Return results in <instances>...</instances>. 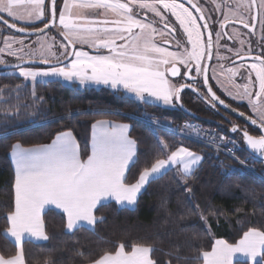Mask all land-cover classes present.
Here are the masks:
<instances>
[{
    "label": "snow or ice",
    "instance_id": "snow-or-ice-1",
    "mask_svg": "<svg viewBox=\"0 0 264 264\" xmlns=\"http://www.w3.org/2000/svg\"><path fill=\"white\" fill-rule=\"evenodd\" d=\"M187 3L191 9H195V14L185 6V0H63L58 24L67 44L62 43L61 47L66 49L67 56H74V59L62 66H58L61 64L58 61V65L46 69L17 65L19 76L33 82H37L38 78L40 82L62 78L69 82L78 81L81 85L122 88L144 103L162 102L169 105L173 100L180 102V93L186 87L199 92L194 85L177 86L167 78L169 75H181L177 65L182 64L187 69L183 75L188 79H195L190 75L193 71L196 76L203 74V86L207 88L206 102L213 107L218 103L227 109L230 105L220 99L209 85V65L202 63L205 58L211 59L213 54V32L208 22L211 17L205 15L206 9L196 0H187ZM55 5L56 0H52V20L44 24V29L57 23ZM21 6L25 8L24 12L19 11ZM223 7V19L217 21L221 30L229 24H240L253 32L258 18L264 25V0H259V4L257 0H224ZM134 8L137 10L134 11ZM216 8L219 11L221 5L217 3ZM84 9L102 10L100 16L105 18H90L84 14ZM241 9L248 11L251 23L249 16ZM139 10H145L143 18H140ZM45 11V0H0V13H5L13 20L30 23L42 19ZM148 12L159 18L162 29L154 27L156 21L148 20ZM109 13L114 17L111 20L107 19ZM165 14L174 17L186 37V42L176 40V50L157 44L155 39L157 35L170 37L165 40V44H171L176 39L177 29ZM4 23L18 32L26 30L17 28L6 19ZM44 29L37 31L43 32ZM222 35L227 33L215 32L218 60L227 59L219 53L220 47H227L220 44ZM239 36L240 33L233 29V37ZM3 41L4 47L0 48V53L28 62L24 61L23 56L17 55V51L23 52V47L19 50L12 47L13 43L23 45V41L11 35L4 36ZM77 43L88 44L97 54L76 50ZM240 43L243 45L244 41L240 40ZM68 48H72V51L67 52ZM51 49L52 45L42 40L31 56H35L38 51L40 63L48 64L44 52H51ZM100 49L106 50L107 54L101 53ZM228 51L233 49L229 48ZM235 54L242 60L245 56L252 60L247 65L251 70L248 82L243 85L235 83L237 69H224L221 64V69H224L221 74L226 76L236 91H230L223 84L221 87L232 99L248 101L258 117L251 119V123L264 133V55L253 56L251 49L245 54L235 50ZM3 63L5 61L0 59V64ZM252 73L255 80L251 78ZM32 95L35 97V91ZM194 131L199 136V130ZM231 131L237 132L238 129L233 126ZM128 133V125L96 121L92 125L91 151L86 159L81 158L79 145L71 131L58 133L50 144L30 148H24L19 143L12 146L10 156L14 166V206L6 214L7 228L4 235L14 241L16 251L11 256L0 254V264H26L24 241L49 239L43 219L47 210L54 208L63 214L64 227L68 232L81 228L94 229L98 220L95 215L98 206L102 207L113 200L122 207L135 205L138 193L151 180L166 174L171 168H177L184 178H188L202 160L201 156L179 146L164 158L156 159L150 167H144L135 182L129 183L126 173L136 163L137 147ZM243 138L250 152L264 159V135L253 136L243 130ZM158 147L162 154L169 151V145L163 140L159 141ZM187 191L191 192V189ZM201 219L205 220V217L201 215ZM154 251L155 247L150 244L134 242L129 246L120 242L115 251H104L91 264H158L152 255ZM79 254L84 255L82 252ZM238 258H244L243 262ZM196 260L199 264H234V260L237 264H264V230L249 228L236 244L216 239L210 250L199 251Z\"/></svg>",
    "mask_w": 264,
    "mask_h": 264
},
{
    "label": "trees",
    "instance_id": "trees-1",
    "mask_svg": "<svg viewBox=\"0 0 264 264\" xmlns=\"http://www.w3.org/2000/svg\"><path fill=\"white\" fill-rule=\"evenodd\" d=\"M62 3L63 0L57 2V15ZM48 4L49 0L45 20L33 30L42 29L48 23ZM75 49L78 46L75 45ZM6 73L0 70V91L6 95L16 90L17 85L23 86L16 102L20 103L25 115L4 119L0 124V254L11 256L16 251L4 235L6 214L14 206V173L9 160L12 146L19 143L30 148L50 144L58 133L71 131L81 158L86 159L90 128L101 120L130 127L129 137L136 142L137 156L127 173L129 183L135 182L144 167H150L156 159L164 158L179 146L201 156L202 162L188 178L168 171L149 182L133 210L120 209L111 203L98 207L95 210L98 220L92 230L81 228L67 233L64 216L46 211L43 219L49 239L45 244L23 243L26 264H91L104 251H115L120 242L129 246L134 242L153 245L156 251L152 255L158 264H199L196 260L199 251L210 250L216 239L236 244L249 228L264 230L263 181L225 155L143 120L148 117L171 125L197 121L235 143L240 158L241 133L231 131L239 122L225 114H217L194 93L186 92L176 103L177 107L169 110L139 104L121 92L107 89L80 90L58 82L37 83L32 88L23 79ZM32 90L36 94L34 99L30 96ZM160 140L169 145L168 153H161ZM251 166L264 178L261 164L254 162ZM189 188L191 192L187 191Z\"/></svg>",
    "mask_w": 264,
    "mask_h": 264
},
{
    "label": "flooded vegetation",
    "instance_id": "flooded-vegetation-1",
    "mask_svg": "<svg viewBox=\"0 0 264 264\" xmlns=\"http://www.w3.org/2000/svg\"><path fill=\"white\" fill-rule=\"evenodd\" d=\"M196 2L200 3L205 9V15L210 16L211 19L208 21L210 25V30L213 32V51H212V58L208 69V77H209V85L213 88V90L216 92L217 96L220 97V99H223L225 103L230 105L231 109H236V112L238 113H244L245 116H247L250 119H258L257 115L252 111L251 107L248 104L247 100H235L232 99L230 96H228L223 88L221 87V84L224 85V87L228 88L230 91L235 92L236 89L230 84L225 75H222L221 73L224 71V69H227L229 67L236 68L237 69V75L234 77V81L237 84L243 85L248 82L249 73L251 72L250 69L247 68V65L252 62L250 58L245 56V58L242 60L239 58L238 55L235 54V50H240L241 54L248 53V49L252 45V41L250 39L249 30L244 28L240 24H229L227 25L223 30L220 29L218 20L223 19V12H224V0H215V3L213 0H196ZM220 4L221 8L218 11L216 8V4ZM257 4H259V0H257ZM186 7H189L191 9V6L185 3ZM234 7V4L232 5ZM193 13L195 14V10L191 9ZM240 11L244 12L246 16H249V13L246 9H241ZM144 15L140 13V18H143ZM149 21L151 20L147 16ZM249 23H251L250 16H249ZM179 26V25H178ZM154 27L162 29L163 25L159 22H156L154 24ZM233 29L237 30L240 33L239 38L233 37ZM221 31L222 33L226 32L227 35H222V38L220 40V44L226 45L227 47H220L219 53L227 59L218 60L216 58L217 48L215 44V32ZM253 34L255 37V44L257 47H254L251 49V54L254 55H264V25L260 23V20L258 18L257 23L255 24ZM204 39L205 35H204ZM176 40L184 41L186 42V37L183 35V32L181 29L177 30L176 39L171 41V44H165L163 42L160 43L161 46L168 48L169 50H176ZM240 40L244 41V44L241 45ZM190 47V46H189ZM233 49V51H228V49ZM182 50V49H181ZM206 58L202 61V63H205ZM224 66V69H221L220 65ZM243 65V67H241ZM170 67V66H169ZM177 67L180 69L181 75L176 76L175 78H171L168 76L170 82L176 84L179 86L180 84H190L194 85L199 89V92L192 91V88L186 87L183 92L180 94V100L186 95V92H192L194 95H196L199 99H201L203 102H205L207 105H209L213 111H215L217 114H225L221 109L217 108L216 106L213 107L212 104L206 102V92L203 87V81H202V75L196 76L195 72L193 71L190 73L195 79H188L186 76L183 75L184 72L187 71V69L182 64H178ZM214 72H215V78H214ZM252 80H255V75L252 73L251 75ZM217 81H220L218 83ZM179 83V84H178ZM175 100V108L176 106ZM228 116V115H227ZM230 117V116H229ZM232 118V117H230ZM233 119V118H232ZM236 120V119H234ZM238 121V120H236ZM239 122V121H238ZM237 129L240 131L241 134H243V130H247L250 135L253 136H259L262 135L259 131L254 130L253 128L245 125L242 122H239V124L236 125ZM240 142V150L241 153L244 152L247 156V160L252 163L261 164L264 167V162H261L257 159H254L252 156H250L244 148V140L241 136Z\"/></svg>",
    "mask_w": 264,
    "mask_h": 264
},
{
    "label": "rangeland",
    "instance_id": "rangeland-1",
    "mask_svg": "<svg viewBox=\"0 0 264 264\" xmlns=\"http://www.w3.org/2000/svg\"><path fill=\"white\" fill-rule=\"evenodd\" d=\"M125 2H126V0H125ZM136 10L137 9L134 8V11H136ZM19 11L20 12H24L25 8L23 6H21L19 8ZM85 11H86V14L88 12L91 13V14H88L89 16L86 15V16H88L90 18H94L95 16H96V18H99V19L105 18L103 16H100V14L98 15V12L102 11V10H98V9H96V10H87L86 9ZM161 11H163V10L161 9ZM139 12L142 15H145V10H139ZM146 15L151 20L159 22V18L158 17H154L152 13L148 12V13H146ZM165 15L168 17L169 22L178 30L179 26L175 22L174 17H171L170 14H165ZM0 16L3 17L4 19H6L9 22L14 23L15 25H17V26H19L21 28L26 29L27 31H34L32 25L35 23V21L30 22V23L29 22H14V21L8 19V17H6L5 15H3L1 13H0ZM111 18H114L112 16V14L111 13L107 14V19L111 20ZM61 32H62V29L60 28L59 24H56V28L54 30H51V31H49L48 33H46L44 35H40V36H36V37L23 38V37H18V36H12L11 35L16 40L23 41V45H21L20 43H13L12 47H13L14 50H19V49H21L23 47V52L17 51V55L23 56L24 61L40 62V54H39V52L37 51L35 56H31V52L33 50H37L39 48L40 43L42 42V40H46L47 43L52 45L51 52H47V51L44 52V56L48 59L49 63L50 64H55V63H58V61L62 62L68 56L66 55V49L64 47H61L62 43L65 44V42L59 36V35H61ZM1 33H8V32H7V30L4 27L0 26V34ZM249 35H250V39L252 41V45L249 48H247L248 51H249V49H253L254 47H257V45L255 44V37H254L253 32H249ZM155 39H156L157 44L160 45L161 42L165 43V40L171 39V38L167 37V36L162 37V36L157 35L155 37ZM1 43H2V38H0V46H1ZM117 43H121V41H117ZM75 45L78 46L77 50H83L80 47H85V48H88L90 51L96 52L93 48H90L88 46V44H86V43L85 44L77 43ZM24 46H26V47H24ZM67 52H69L68 49H67ZM100 52L103 53V54H107V51L104 50V49H100ZM25 54H28V55H25ZM93 54H95V53H93ZM0 59L5 61V63L0 64L2 66H13V65H17L19 63H22V61L18 60L16 57L9 56V55H7L5 53H0ZM72 59H74V56L72 57ZM31 69H46V68H31ZM6 75L15 76V77H18V78H21V79L24 80L23 77L19 76V70H15V71H12V72H7ZM51 82H58V83L62 84L63 86L76 87V88H78L80 90H85V89H94V90L107 89V90H110L112 92H121L126 97L136 101L139 104H143L144 103V102L140 101L139 99H137L134 95L126 93L122 88L113 89L110 86L96 85V84H84V85H81V84H79L78 81L69 82V81L63 80L62 78H51ZM24 83L29 84L33 88V86L35 84H37V83H47V82H40L39 78H38L37 82H33L31 80H28V81L24 80ZM22 89H23V86L20 87V88H17L12 93H9V94H6V95L2 91H0V124H2L4 119L12 118V117H15V116H17L19 114L25 115V112H22L23 108H21L22 106H20V103L16 102L17 98L19 97L20 91ZM32 93H33V90L31 91L30 96H31L32 99H34L35 97L32 95ZM144 104L154 105V106L162 107V108L169 109V110L175 109L174 100H173V103L169 104V105H164L162 102H149V103H144ZM30 115H32V112L30 113ZM143 120L148 122V123L158 124V125H160L162 127H169L170 129H173V130L179 129L185 135H190V133L188 131L182 130L181 127H180L181 124H183L185 121L183 123L179 124V125H171L170 123L152 120V119H149L148 117H145V119H143ZM177 137L185 140V138H183V137H180V136H177ZM238 151H235V157L238 160V162H236V161L235 162L241 168H243L244 170H246L249 173H252L258 179H260L261 181L264 182V178L261 177L259 174H257L254 171V169L252 168V166H251L252 162H249L247 160L246 154L244 152H242L240 154V158H239ZM214 152L215 153H219V152H216V151H214ZM220 154H223V153H220ZM228 158L230 159V157H228ZM263 169H264V167H263Z\"/></svg>",
    "mask_w": 264,
    "mask_h": 264
},
{
    "label": "water",
    "instance_id": "water-1",
    "mask_svg": "<svg viewBox=\"0 0 264 264\" xmlns=\"http://www.w3.org/2000/svg\"><path fill=\"white\" fill-rule=\"evenodd\" d=\"M59 0H56V5H57V2ZM185 3H187V0H185ZM55 5V7H56ZM189 6H191L190 4H188ZM51 8H52V0H49V4H48V11H49V19H48V22L52 20V11H51ZM195 10V9H193ZM1 17V16H0ZM4 18L3 19H0V26L4 27L7 31H9L10 33L18 36V37H23V38H30V37H36V36H40V35H44L46 33H48L49 31L53 30L55 26H51L47 29H44V27L42 29H44L43 32H40V31H37V30H34V31H23V32H18L16 31L15 28H9L7 24L4 23ZM56 21H57V12H56ZM8 23H11L8 21ZM202 23V22H201ZM17 28H21L19 26L16 25ZM61 38L62 40L65 42V44H67V41L64 40L63 36L61 35ZM205 38L207 39V33H205ZM69 49V52L72 51V48H68ZM213 51V49H212ZM73 56L71 57H67L64 61L61 62L60 65H58V63H55V64H42L40 62H33V61H28V62H22V63H19L17 65H19L20 67H24V68H48V67H51L53 65H58V66H62L63 64H67L70 62V60L72 59ZM210 62H211V59H208L206 58L205 60V63L210 65ZM17 65H13V66H2L0 65V70L2 71H5V72H12V71H15V70H18V68L16 67ZM208 75V73H207ZM170 76V75H169ZM171 78H175V77H172L170 76ZM202 81H203V75H202ZM204 87V86H203ZM185 89V88H184ZM183 89V90H184ZM183 90L181 91V93L183 92ZM204 90L207 94V88L204 87ZM180 93V94H181ZM216 107L221 109L223 112H225L228 116L232 117L233 119H236L238 120L239 122H242L244 123L245 125L253 128L254 130H257L259 131L262 135H264V133L261 132L260 128L257 127V126H254L252 123H251V119L248 118L247 116H241L240 113L236 112V111H233L230 107L229 108H224L223 105H220V104H216ZM242 138H243V134H241ZM244 140V138H243ZM244 148H245V151L250 155L252 156L254 159H257L261 162H264V159H261V158H257L255 155H253L250 150L247 148V145L245 144V141H244Z\"/></svg>",
    "mask_w": 264,
    "mask_h": 264
},
{
    "label": "built area",
    "instance_id": "built-area-1",
    "mask_svg": "<svg viewBox=\"0 0 264 264\" xmlns=\"http://www.w3.org/2000/svg\"><path fill=\"white\" fill-rule=\"evenodd\" d=\"M148 124L172 135L183 137L185 138V140L191 141L200 146L206 147L219 153H223L227 157H230V159L238 162L235 157V151H238L239 147L235 143L229 141L224 135L218 134L212 129L205 128L201 123H198L197 121L189 120L181 124V129L188 131L190 135H185L179 129L173 130L169 127H162L154 123ZM194 130H199V136L195 134ZM220 137H224V139L221 140Z\"/></svg>",
    "mask_w": 264,
    "mask_h": 264
},
{
    "label": "crops",
    "instance_id": "crops-1",
    "mask_svg": "<svg viewBox=\"0 0 264 264\" xmlns=\"http://www.w3.org/2000/svg\"><path fill=\"white\" fill-rule=\"evenodd\" d=\"M46 2H47V0H45V9H46ZM63 7V3H62V6H61V8ZM86 9H84L83 10V12H84V14L85 15H88V14H91V13H87L86 14V11H85ZM87 10H96V9H87ZM100 12L101 11H99L98 12V15L100 14ZM1 14H3V15H5L6 17H7V15L5 14V13H1ZM97 14V13H96ZM89 16V15H88ZM94 18H96V16L94 17ZM110 18V17H109ZM8 19H10V20H12V21H14V22H27V21H25V20H13L11 17H8ZM58 19H59V13H58V15H57V23L56 24H58ZM111 19H113V18H111ZM45 20V15H44V17L42 18V19H40V20H35V23L32 25V27H36V26H38L40 23H42L43 21ZM4 36H9V34H6V33H1L0 34V38H2V43H1V46H0V48H3V46H4V41H3V37ZM102 121H108V120H102ZM108 122H110V123H112V124H123V123H116V122H112V121H108ZM123 125H126V124H123ZM129 133H130V127H129ZM128 133V134H129ZM91 136H92V126H91V128H90V142H89V154H90V151H91ZM88 154V155H89ZM9 160H10V165H11V167H12V170H13V173H14V166H13V164H12V161H11V156H10V154H9ZM201 162H202V160H201ZM201 162H200V164H201ZM200 164L198 165V166H196V168H195V170L200 166ZM194 170V171H195ZM168 171H176V172H178V174H180V172L177 170V168H171L170 170H168ZM167 171V172H168ZM193 171V172H194ZM126 175H127V173H126ZM181 175V174H180ZM160 176H162V175H160ZM159 176V177H160ZM182 176V175H181ZM183 177V176H182ZM154 180V179H153ZM152 181V180H151ZM149 184V183H148ZM148 184H146L145 185V187L141 190V192L140 193H138V195H137V200H138V197L140 196V194L145 190V188L147 187V185ZM109 203H111V204H114L116 207H118V208H120V209H128V210H133L134 208H135V205H130V206H124V207H122V206H120V205H117L116 203H115V201L113 200V201H108V202H106L105 204H109ZM104 204V205H105ZM99 207V206H98ZM49 210H52V211H54V212H57V213H59V214H61V215H63L61 212H59V210H56V209H54V208H52V209H49ZM48 211V210H47ZM84 229H86V228H84ZM87 230H92V229H87ZM66 232L67 233H72V232H68L67 230H66ZM14 246H15V244H14V241H12L11 240V238H8V237H6ZM24 242H30V243H33V244H45L46 243V241H28V240H25ZM241 262H243V260H244V258H238ZM236 262V260H234V263Z\"/></svg>",
    "mask_w": 264,
    "mask_h": 264
}]
</instances>
